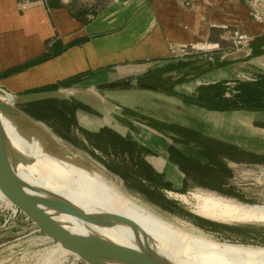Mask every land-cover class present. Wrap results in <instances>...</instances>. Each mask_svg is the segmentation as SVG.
Here are the masks:
<instances>
[{"label": "crops", "instance_id": "0c3cea01", "mask_svg": "<svg viewBox=\"0 0 264 264\" xmlns=\"http://www.w3.org/2000/svg\"><path fill=\"white\" fill-rule=\"evenodd\" d=\"M259 24L250 18L248 0H104L99 6L75 0H0V86L11 93L63 87L74 99L80 93L101 102L105 100L102 93L136 100L146 93V104L152 107L158 99L154 94L174 100L168 107L177 115L174 120L142 118L130 112L126 124L137 133L121 126L125 134L119 135L134 137L130 141H136L145 152L144 161L155 173H168L179 185L193 179L196 188L235 198L228 189L231 166L264 164V109H214L190 97H196L201 86L220 84L222 96L228 98L238 92L239 83L262 80L264 37L243 46L250 52L242 59L221 62L220 57L231 52L223 50L204 57L213 58L204 65L193 66L197 60L180 69L175 74H182L178 79L170 76L175 83L194 81L191 86L181 85H186L183 94L145 88L104 91L98 87L127 80L143 82L141 76L166 65L173 49L181 54L188 49H215L224 43L226 29H250ZM188 74L194 77L187 78ZM85 99L82 104L92 108ZM155 119L179 138L156 131L151 125ZM157 135L163 139H156ZM172 140L205 155L198 162L205 171L188 175L182 170L172 151L183 152ZM230 147L242 152L241 160L230 157ZM165 188L177 189L170 184Z\"/></svg>", "mask_w": 264, "mask_h": 264}, {"label": "rangeland", "instance_id": "374dc122", "mask_svg": "<svg viewBox=\"0 0 264 264\" xmlns=\"http://www.w3.org/2000/svg\"><path fill=\"white\" fill-rule=\"evenodd\" d=\"M75 1L78 4L89 3L92 6H99L104 0ZM248 1L251 20L257 24L261 22L256 28H234L229 29L230 31L226 29L227 34H223L226 38L224 43L215 49L208 48L202 51L188 49L187 53L184 54L173 49L166 65L160 67V69L165 70L146 74L141 76L140 80L160 89L168 90L170 93L180 94L179 92H182L181 94H183V92H186L181 91L184 88L183 86H191L194 81L187 83L181 80L182 82H176L178 83L176 84L170 76L175 75L180 69L201 60L209 54L223 50L233 51L251 42H259L264 37V0ZM169 65L174 67L168 70L166 68ZM163 71H165V74L161 75ZM166 72H170V75ZM183 83L186 85L181 86ZM99 93L101 94V92ZM9 94L12 93L0 86V95L8 96ZM75 96L77 97L75 99L77 103L65 101L74 108L67 109L58 102L52 105L46 103L35 106L25 104L18 108L34 120V125L51 136L62 147L70 150L72 155L96 168L117 191L157 216L185 230L200 233L216 241L237 243L248 247H264V222L225 223L206 220L197 216L193 212L195 210L194 204H196V200L192 196L193 193H214L210 190L196 188V182L193 179H187L182 185H179L180 183L170 179L168 173H156L155 176L152 174V180L144 178V175H149L148 168H150L144 161L146 160L145 152L137 147L136 141H132L133 143L130 141L134 140L133 136L125 135V137H121L119 135L123 133L121 126L137 133L135 128L126 124L130 122L128 117L131 115L130 112L137 113L142 118L149 115L152 119L174 120V116L177 115L168 108L174 104V100L168 101L169 99L154 94L155 98L158 99L152 107V105L146 104V93L140 95L138 100L130 96H120L108 92L102 93L101 96L110 104L108 102L106 104L105 100L101 102L92 96L83 97L80 93L75 94ZM83 98H86V102H89L92 108L82 104ZM115 106H120L121 109L115 108ZM29 113H33L38 118L31 116ZM115 121L120 127L114 123ZM50 124H53V126ZM164 124L155 119L151 125L156 131L162 133L166 129ZM169 126L179 129L176 125ZM142 130L145 132L144 128ZM155 138H162V136L157 135ZM166 140L168 141V139ZM171 142L182 150V154L194 156L198 162L205 157L200 152L188 148L187 144L174 142L173 140ZM210 155L212 154L208 155L211 158ZM231 167L233 175L230 177V187L228 189L230 195L236 196L235 198L230 196V199L243 203L264 204V164H234ZM195 170L205 171L201 164ZM168 184L171 187H177V189H166L165 185ZM179 194L185 195L188 202L178 197ZM1 199L5 198H0V264H86L83 261L76 263L68 250L63 248L64 252L59 244L52 243L40 232L35 231V227L18 213L13 216L12 209ZM54 218L62 226H65L57 217ZM199 223L203 227L199 226ZM62 230L69 235H75L68 228L63 227ZM50 248L55 250L59 248L62 251L57 249L52 255L48 256Z\"/></svg>", "mask_w": 264, "mask_h": 264}, {"label": "bare ground", "instance_id": "6f19581e", "mask_svg": "<svg viewBox=\"0 0 264 264\" xmlns=\"http://www.w3.org/2000/svg\"><path fill=\"white\" fill-rule=\"evenodd\" d=\"M10 99V95H0L4 103L9 104ZM14 116L18 124L0 114L1 139L6 144L0 146V157L15 162L17 175L26 183L55 192L88 212L102 209L128 218L146 233L154 251L174 264H264V247L216 241L166 221L117 191L97 169L91 172L77 164L75 155L64 156L52 137L24 116L17 113ZM40 189L35 188L33 192L43 195L45 192ZM177 196L188 202L185 195ZM192 196L196 200L193 212L205 218L225 223L264 222V204H244L200 192ZM55 217L65 224L62 227L77 236L90 237L98 232L125 245L135 243L142 247L144 244L142 235L138 231L134 233L129 226L94 228L65 215ZM56 250L50 248L48 256Z\"/></svg>", "mask_w": 264, "mask_h": 264}, {"label": "water", "instance_id": "95a60500", "mask_svg": "<svg viewBox=\"0 0 264 264\" xmlns=\"http://www.w3.org/2000/svg\"><path fill=\"white\" fill-rule=\"evenodd\" d=\"M249 52V47L235 49L222 55L219 61L230 62L239 60L248 56ZM210 61H213V58H204L195 62L193 66H201ZM180 76L182 74L176 75L173 79H178ZM186 77L193 78L194 75L188 74ZM98 88L104 91L145 88L164 92V90L156 86L137 80L113 82L101 85ZM9 95L11 96L9 104L0 100V114L8 116L15 124L18 123L14 116L16 113L21 114L29 122L35 124L31 117L18 108L21 105L43 100H62L76 103L70 91L63 87L12 93ZM163 132L168 136L179 138L178 135L170 130H163ZM1 133L0 126V146L4 147L6 144L1 139ZM53 141L54 145L61 150V153L69 158L72 152L62 147L55 140ZM77 164L82 167L84 166L91 172L96 169L79 158H77ZM16 165L10 159L0 157V192L6 199L1 200L22 218L29 221L38 232L52 243L59 244L62 248L68 250L72 255L78 257L86 264H174L154 251L148 236L136 223L120 214L102 209L88 212L55 192L46 189L42 190L28 184L17 175ZM35 188L45 193L43 195L34 193L33 189ZM59 215H65L73 220L88 223L94 228L112 229L124 225L129 226L134 233L138 231L142 235L144 244L142 247L135 243L133 245H125L105 237L98 232L92 234L90 237L69 235L63 232L62 224L54 218Z\"/></svg>", "mask_w": 264, "mask_h": 264}, {"label": "trees", "instance_id": "16d2710c", "mask_svg": "<svg viewBox=\"0 0 264 264\" xmlns=\"http://www.w3.org/2000/svg\"><path fill=\"white\" fill-rule=\"evenodd\" d=\"M174 66H168V70L172 69ZM165 70L158 69L157 71ZM262 80L251 83V82H241L236 88L238 92L228 98L222 96L221 85H207L198 88V95L196 97L191 96L190 100L196 103H202L214 109H252L259 110L264 109V76H261ZM60 103L64 107L72 108L71 104L65 101L58 100H43L38 102L29 103V105H39V104H53ZM74 108V107H73ZM31 116L38 118L33 113H29ZM53 126V124H50ZM172 157L179 165V167L184 170L188 175L192 174L199 163L193 157H189L181 154L179 151H172ZM230 157L234 159H242V152L234 147H230ZM199 168V167H198ZM148 174L144 175L145 179L152 180L151 175L155 176V172L148 168ZM166 186V185H165Z\"/></svg>", "mask_w": 264, "mask_h": 264}, {"label": "built area", "instance_id": "2783aa9c", "mask_svg": "<svg viewBox=\"0 0 264 264\" xmlns=\"http://www.w3.org/2000/svg\"><path fill=\"white\" fill-rule=\"evenodd\" d=\"M11 212H12V215H13V216H16V215H17V213H16L14 210H11ZM34 230L38 232V230H37L36 228H35ZM71 255H72V254H71ZM72 257H73V259L76 261V263L82 262V260L79 259L78 257L73 256V255H72Z\"/></svg>", "mask_w": 264, "mask_h": 264}]
</instances>
